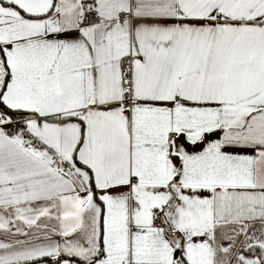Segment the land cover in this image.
Segmentation results:
<instances>
[{"label": "snow or ice", "instance_id": "obj_1", "mask_svg": "<svg viewBox=\"0 0 264 264\" xmlns=\"http://www.w3.org/2000/svg\"><path fill=\"white\" fill-rule=\"evenodd\" d=\"M0 264H264V0H0Z\"/></svg>", "mask_w": 264, "mask_h": 264}]
</instances>
